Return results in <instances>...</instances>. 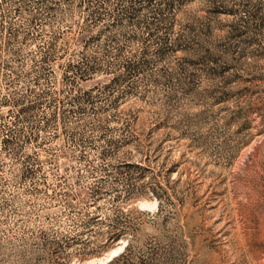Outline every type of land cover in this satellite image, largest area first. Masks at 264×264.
I'll list each match as a JSON object with an SVG mask.
<instances>
[{"label": "rangeland", "instance_id": "1", "mask_svg": "<svg viewBox=\"0 0 264 264\" xmlns=\"http://www.w3.org/2000/svg\"><path fill=\"white\" fill-rule=\"evenodd\" d=\"M118 214L134 259L264 264V0H0V264Z\"/></svg>", "mask_w": 264, "mask_h": 264}, {"label": "trees", "instance_id": "2", "mask_svg": "<svg viewBox=\"0 0 264 264\" xmlns=\"http://www.w3.org/2000/svg\"><path fill=\"white\" fill-rule=\"evenodd\" d=\"M132 165L133 164H129V166ZM119 198L122 199L123 197L119 196ZM123 218L124 216L122 214H118L115 217L113 216L112 218H109V223L107 225V228L103 230L100 229V231L98 232V235L100 236L102 242L99 243L98 246L101 249L98 250L96 249V251L92 253H86L87 250L86 247H79L72 249L74 245L69 242H67V244H64L63 242L60 241H54L53 243L47 245V248L49 249L50 252L55 254L69 252L68 253L69 255H67V257L62 256V258L59 259L60 264H69L70 263L69 261L73 259L71 258V256L77 255L78 256L77 260L83 261L86 259L87 256H93L95 254L103 252V250L107 248L112 247L115 243H117L121 239H128V244L126 246L125 251L120 256L112 259L108 264H155V260H156L155 257L150 258L145 256H139L138 259H134L135 245L133 242L134 240L136 241L139 240L141 234L140 230L142 229L141 226L140 227L136 226V224L133 225L124 224ZM75 264H77V262Z\"/></svg>", "mask_w": 264, "mask_h": 264}]
</instances>
